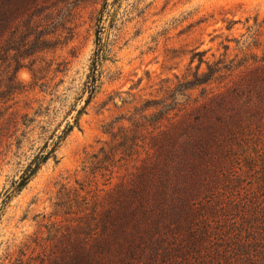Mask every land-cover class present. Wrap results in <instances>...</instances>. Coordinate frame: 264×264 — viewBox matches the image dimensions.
I'll return each mask as SVG.
<instances>
[{
    "label": "rangeland",
    "instance_id": "374dc122",
    "mask_svg": "<svg viewBox=\"0 0 264 264\" xmlns=\"http://www.w3.org/2000/svg\"><path fill=\"white\" fill-rule=\"evenodd\" d=\"M259 68L264 0H28L0 20V264L91 251L195 108Z\"/></svg>",
    "mask_w": 264,
    "mask_h": 264
},
{
    "label": "trees",
    "instance_id": "16d2710c",
    "mask_svg": "<svg viewBox=\"0 0 264 264\" xmlns=\"http://www.w3.org/2000/svg\"><path fill=\"white\" fill-rule=\"evenodd\" d=\"M27 12L0 0L2 21ZM192 116L73 264H264V68Z\"/></svg>",
    "mask_w": 264,
    "mask_h": 264
}]
</instances>
